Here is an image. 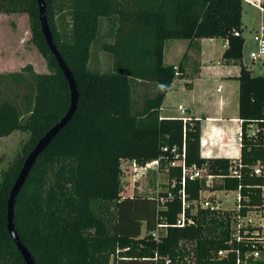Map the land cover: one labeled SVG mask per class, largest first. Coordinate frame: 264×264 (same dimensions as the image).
Instances as JSON below:
<instances>
[{
	"label": "trees",
	"instance_id": "trees-1",
	"mask_svg": "<svg viewBox=\"0 0 264 264\" xmlns=\"http://www.w3.org/2000/svg\"><path fill=\"white\" fill-rule=\"evenodd\" d=\"M46 6L79 100L72 119L39 155L16 198L15 230L36 264H155L157 251L194 257L197 264H232L235 252L218 255L228 247L232 211L186 208L194 223H175L183 209L182 189L191 201L210 189L240 190L248 198L243 203L261 202L255 186L264 183V176L253 174L251 167L260 163L264 170V76L242 61L243 0H46ZM0 13L28 15L31 42L49 68L38 72L27 63L18 71L0 72V138L16 130L30 134L0 186V264H27L7 228L10 191L37 142L68 112L71 91L43 34L38 0H0ZM103 19L113 26V41L103 44L112 58V68L105 72L90 67ZM202 38L227 40L223 59L241 66L240 177L230 174L235 159L201 155L200 119L160 114L175 66L183 67L182 61L164 63L166 40ZM138 81L155 85L144 106L135 104ZM251 124L259 127L254 136L247 134ZM156 159L159 170L167 173V189L154 196H123V162L145 165ZM175 160L221 178L207 186L205 178L187 175L183 186V167L172 165ZM160 219L169 224L161 242L141 236Z\"/></svg>",
	"mask_w": 264,
	"mask_h": 264
},
{
	"label": "crops",
	"instance_id": "crops-1",
	"mask_svg": "<svg viewBox=\"0 0 264 264\" xmlns=\"http://www.w3.org/2000/svg\"><path fill=\"white\" fill-rule=\"evenodd\" d=\"M261 11L264 12L263 10ZM262 23H264V20L257 23L253 35ZM242 36L244 37L243 32ZM244 38V48L247 44L252 45L253 48L256 47L253 37ZM183 40L185 43L181 42ZM214 40L215 38H202L191 42L188 39H177L170 45L169 57L175 56L178 60L168 63L165 62L167 54L166 47H164V63L166 65H179L182 61L183 67L180 76L189 75L191 76V80L186 81L185 85L179 80L173 81L171 89L166 94L160 107V114L162 116H179L184 114L200 119L201 155L204 157L237 159L241 155L240 83L237 79L241 66L239 63L225 61L223 59L225 50L223 47L224 41H222V51L218 52L213 46ZM242 61L252 71H255L251 63L249 64L244 58ZM253 63L255 62L253 61ZM3 71L16 70L9 69ZM215 80L218 81L216 91L212 88ZM219 87L220 90H218ZM136 89L138 90L139 101L137 106H144L145 102L155 94V85L153 83L138 81L135 85V93ZM176 97L179 100L174 102L173 99ZM179 105L185 107V112H182L178 108ZM217 191H224L227 194L225 190H214V195L219 197L220 200L222 198L217 195ZM221 203L223 205V200Z\"/></svg>",
	"mask_w": 264,
	"mask_h": 264
},
{
	"label": "rangeland",
	"instance_id": "rangeland-1",
	"mask_svg": "<svg viewBox=\"0 0 264 264\" xmlns=\"http://www.w3.org/2000/svg\"><path fill=\"white\" fill-rule=\"evenodd\" d=\"M264 20V12L259 7L253 5L251 2L243 0V34L244 37H253V31L258 22ZM102 32L98 40L92 47V57L90 67L93 70L101 72L109 71L112 68L111 55L103 49L105 42L113 41L111 30L113 26L108 19H103ZM31 27L29 17L27 14L19 13H0V71L15 69L20 70L27 63H32L36 71L48 72V64L45 57L41 54L38 48L31 42ZM177 39L166 41V54L165 62L177 61L178 58L169 57L170 45ZM222 39L215 38L213 46L217 51H222ZM185 43V41H181ZM252 45L247 44L243 50V58L250 64L257 73L259 70H264L258 64L253 63L250 52ZM254 49V48H253ZM24 64V65H23ZM23 65V66H22ZM37 68V69H36ZM174 80H179L184 84L186 81L191 80V76H176ZM218 81L215 80L212 88L216 91ZM185 85V84H184ZM134 94L135 104L139 103L138 95ZM181 99V98H180ZM179 98H174L173 101L177 102ZM30 134L20 130L14 131L6 137L0 138V186L4 179V174L10 168L16 157L21 154L24 144L27 142ZM133 166L130 161L123 162V196H131L136 194L145 196H154L160 190L167 189L168 176L165 171H160L158 166L153 165L152 168L142 176H136L133 171ZM214 182H219V179H214ZM217 195L223 200V208H233L235 204V197L238 195V190L217 191ZM205 197L210 196V192H206ZM226 197V198H225ZM143 232H147L143 229Z\"/></svg>",
	"mask_w": 264,
	"mask_h": 264
},
{
	"label": "built area",
	"instance_id": "built-area-1",
	"mask_svg": "<svg viewBox=\"0 0 264 264\" xmlns=\"http://www.w3.org/2000/svg\"><path fill=\"white\" fill-rule=\"evenodd\" d=\"M251 2L253 5L259 7V9L264 11V0H244ZM235 35H241L239 32H235ZM253 39L256 43V47L251 50V59L258 64L260 67L264 68V23L261 24L258 30L255 31ZM227 40L224 41V49L227 47ZM182 74L179 66H175V76H180ZM258 75L264 76V70H259ZM220 90V87L218 88ZM178 108L185 112V107L179 105ZM184 121H187L189 116L179 115ZM242 123V119H241ZM259 127L255 124H251L248 128V136L256 135ZM242 135V130L240 132ZM133 166V171L136 176H142L146 174L153 165L158 166L159 160H153L147 162L145 165H139L134 161H130ZM172 165H182L183 167V179L182 185H185V178L188 175L191 179L195 178H205L206 185L210 186L214 182V179H220V176H215L207 172L206 168H196L186 167L184 160L171 161ZM242 163L240 160H234L233 165L230 168V174L233 176L240 177V167ZM253 174L264 176L263 166L260 163L253 165ZM255 187L260 188L261 202L259 204L249 205L243 203L244 200H248L247 197L243 196L238 190V195L235 197V204L233 208H223L221 200L219 197L214 195V192L210 189H205L201 192L200 199L198 200H188L185 190L180 191L183 209L178 215L176 220V226L185 227L194 223L191 217L186 214V208L196 209L200 206L202 208H210L212 210L232 211L231 218V234L230 239L227 241V248H222L218 251L220 257H227L228 253L235 252V260L232 264H256L258 260L264 259V183L257 185ZM241 188V186H240ZM226 191V190H225ZM210 192V196L205 197V193ZM163 201V199H161ZM245 210L243 211V209ZM169 224L165 220H158L156 228L149 232L142 234V237L150 236L157 242H161L164 236L167 235ZM237 243V244H236ZM243 244L245 250L242 251L239 244ZM152 260L155 264H197L194 257H172L170 255H162L158 251L155 252Z\"/></svg>",
	"mask_w": 264,
	"mask_h": 264
},
{
	"label": "water",
	"instance_id": "water-1",
	"mask_svg": "<svg viewBox=\"0 0 264 264\" xmlns=\"http://www.w3.org/2000/svg\"><path fill=\"white\" fill-rule=\"evenodd\" d=\"M38 6H39V16L41 21V27L43 34L45 36V39L47 41L48 46L54 53L55 57L58 60L59 66L63 70L70 86L71 91V104L68 112L66 115L58 121L36 144V146L33 148V150L29 153V155L26 157L24 164L22 166V169L10 191V196L8 199V206H7V228L11 234V236L14 238L18 249L20 250L22 256L24 257L27 264H36L34 258L32 257L29 250L24 246V244L21 242V239L15 230L14 225V206L16 202V198L22 189L24 183L26 182V179L32 170L37 158L39 155L47 148V146L51 143V141L57 136L59 131L72 119L74 113L77 109V104L79 100V92L77 88V83L75 81V77L70 70L69 66L67 65L66 61L64 60L63 56L61 55L56 42L53 38L52 31L48 22L47 17V6H46V0H38Z\"/></svg>",
	"mask_w": 264,
	"mask_h": 264
}]
</instances>
